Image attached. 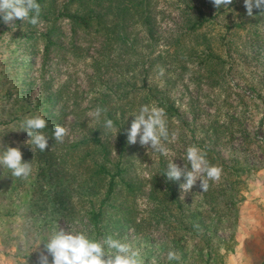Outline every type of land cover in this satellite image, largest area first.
<instances>
[{
  "label": "rangeland",
  "instance_id": "rangeland-1",
  "mask_svg": "<svg viewBox=\"0 0 264 264\" xmlns=\"http://www.w3.org/2000/svg\"><path fill=\"white\" fill-rule=\"evenodd\" d=\"M240 1L216 8L211 0H151V39L134 16L124 36L118 33L120 28L110 30L108 24L94 38L81 33L75 49L65 43L46 58L38 38L33 42L35 48L25 43L23 21L5 23L0 19V153L7 146L18 147L31 165L26 179L0 167V264H38L43 243L57 228L89 238L79 199H69L57 188L61 184H55L45 151L40 156L39 149L27 141V134L18 131L26 118L40 114L46 91L61 89L60 103L70 109L63 118L68 130L65 141L88 133L99 91L108 93L111 105L123 107L125 135L142 106L157 104L151 97L144 100L145 87L159 89L175 107L176 116L166 115L169 138L162 144L167 154L128 144V154L122 157L130 175L142 183L143 193L136 198L139 209L144 208L151 177L162 170L165 173L170 161L187 165L186 150L193 145L212 150L211 159L216 152L219 160L235 165L241 181L238 202L243 201L251 183L264 173V11L258 20L249 17L243 7L237 8ZM196 6L206 20L191 31L189 25L195 19L191 7ZM59 27L67 32L65 21ZM104 37L109 39L106 44ZM115 38L134 40L133 49L122 50ZM161 67L163 76L159 75ZM118 86L130 90L126 99L119 101L112 94ZM55 106L49 105L50 112L56 111ZM103 133H112L103 134L112 145L115 130ZM115 154L111 152V158L116 159ZM228 176L223 177L225 182ZM192 191L180 189V194L189 198ZM230 221L223 220L216 229L226 246L232 244ZM164 230L153 227L134 234L126 230L119 240L138 251L143 264H164L158 248L165 239Z\"/></svg>",
  "mask_w": 264,
  "mask_h": 264
},
{
  "label": "trees",
  "instance_id": "trees-1",
  "mask_svg": "<svg viewBox=\"0 0 264 264\" xmlns=\"http://www.w3.org/2000/svg\"><path fill=\"white\" fill-rule=\"evenodd\" d=\"M240 2L241 5L237 8L243 7L246 11L244 0ZM37 3L40 5L39 22L32 25L23 21L25 26L21 34L25 43L31 44L33 48V42L38 38L45 58L62 49L65 43L70 49H75V42L79 40L81 33L94 38L108 24L110 30L118 31L120 28L118 33L124 36L129 21L134 16L144 26L149 39L152 38L151 0H37ZM191 8L194 9L195 19L189 28L196 31L206 19L198 6ZM263 11L255 9L253 15L257 19ZM61 21L67 24L66 33L59 27ZM30 25L33 27L28 28ZM37 25L40 29H35ZM104 38V44L108 43V37ZM225 38L228 44L226 34ZM114 43L122 50H128L127 48L133 49L135 41L115 38ZM123 79L124 77L118 81L120 85L123 84ZM138 91L137 89L136 92ZM46 92L45 97H41L39 115L48 121L43 132L50 137L51 148L44 153L38 151V154L42 156L43 153L45 156V163L51 167L53 179L57 182L55 184H61L57 188H62L67 198L79 199L81 207H84L90 240H105L108 236L119 239L126 230H131L134 234L144 233L153 227H163L165 239L158 244V248L159 253L165 257L164 264H223L234 243V230L241 205L237 197L241 181L239 175L235 174L234 164L222 162L216 152L211 159L210 154L213 151L205 147L202 151L206 153L209 164L222 169L218 181L214 183L210 180L207 190L193 188L191 196L186 198L180 194V182L167 180L162 170L160 175L151 177L144 208L139 209L136 198L143 193L142 183L130 175L127 161H122V157L128 154L124 112L121 110L123 107H118L117 111L116 107L119 105H111L108 93L99 91V95L95 97L97 104L94 108L106 109L100 120L93 119L87 129L88 133H81L77 138L59 143L51 139L52 133L55 126H64L63 118L70 109H67L66 103H60L61 89ZM128 92L130 90L118 86L117 91L112 94L120 101L126 99ZM144 92V100L151 97L156 101L157 107L165 110L166 115H177L175 107L161 95L159 89L147 86ZM49 105H56V111L50 112ZM105 119L113 121L115 133L120 129L112 145L109 136L103 135L112 134L103 133L107 130L104 127ZM113 151L116 159L111 158ZM30 155L31 152H28L27 157ZM224 176H228L226 182ZM195 196L198 198L195 199ZM228 219H231L229 227L232 229L230 246H226V242L216 235L219 224ZM169 251L176 252L179 259L170 261ZM212 253L214 255L211 258Z\"/></svg>",
  "mask_w": 264,
  "mask_h": 264
},
{
  "label": "clouds",
  "instance_id": "clouds-1",
  "mask_svg": "<svg viewBox=\"0 0 264 264\" xmlns=\"http://www.w3.org/2000/svg\"><path fill=\"white\" fill-rule=\"evenodd\" d=\"M216 8L228 7L233 0H211ZM246 14L253 16V9L264 10V0H244ZM35 13V15H30ZM40 5L37 0H0V19L5 23L15 20L28 21L32 25L39 22ZM165 70L161 67L159 75L163 76ZM106 109L97 107L90 115L99 121ZM48 121L39 114L26 118L18 131L27 134L35 148L44 152L49 148L50 137L43 130ZM104 127L112 130L114 125L111 119H105ZM120 130V129H119ZM116 130V134L119 132ZM68 134V130L60 125L55 126L51 139L62 143ZM129 145L139 144L143 148H151L162 154H167L162 140H168L169 132L166 122V113L163 108L144 105L139 113L132 119L130 127L126 131ZM187 165H180L170 161L164 176L167 180L180 182L179 188L185 193L193 188L207 190L209 181H218L222 169L210 165L206 159V153L193 145L186 150ZM0 167L7 168L16 178L26 179L31 173V165L23 159V153L18 147L7 148L0 153ZM182 181V182H181ZM105 247L114 250V255L106 252ZM44 251L38 257V264H143L138 251L133 250L127 243L121 242L112 236L105 240H90L84 233H74L63 228L53 231L46 243H43ZM168 259L178 260L179 256L174 251L168 252Z\"/></svg>",
  "mask_w": 264,
  "mask_h": 264
},
{
  "label": "crops",
  "instance_id": "crops-1",
  "mask_svg": "<svg viewBox=\"0 0 264 264\" xmlns=\"http://www.w3.org/2000/svg\"><path fill=\"white\" fill-rule=\"evenodd\" d=\"M237 214L234 243L223 264H264V173L251 183Z\"/></svg>",
  "mask_w": 264,
  "mask_h": 264
}]
</instances>
